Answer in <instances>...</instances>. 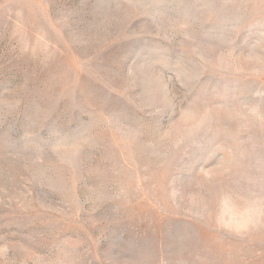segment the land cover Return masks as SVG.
<instances>
[{
	"label": "rangeland",
	"instance_id": "1",
	"mask_svg": "<svg viewBox=\"0 0 264 264\" xmlns=\"http://www.w3.org/2000/svg\"><path fill=\"white\" fill-rule=\"evenodd\" d=\"M0 264H264V0H0Z\"/></svg>",
	"mask_w": 264,
	"mask_h": 264
}]
</instances>
